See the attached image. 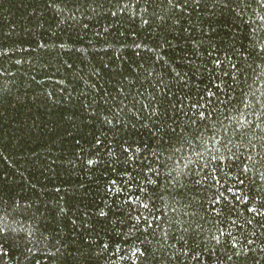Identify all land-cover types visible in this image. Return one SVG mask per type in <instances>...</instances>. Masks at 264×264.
Listing matches in <instances>:
<instances>
[{
    "label": "trees",
    "instance_id": "16d2710c",
    "mask_svg": "<svg viewBox=\"0 0 264 264\" xmlns=\"http://www.w3.org/2000/svg\"><path fill=\"white\" fill-rule=\"evenodd\" d=\"M0 264H264V0H0Z\"/></svg>",
    "mask_w": 264,
    "mask_h": 264
},
{
    "label": "snow or ice",
    "instance_id": "6c2138e0",
    "mask_svg": "<svg viewBox=\"0 0 264 264\" xmlns=\"http://www.w3.org/2000/svg\"><path fill=\"white\" fill-rule=\"evenodd\" d=\"M249 211L253 212L254 214L257 213V210L255 208H250Z\"/></svg>",
    "mask_w": 264,
    "mask_h": 264
}]
</instances>
